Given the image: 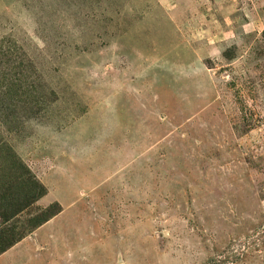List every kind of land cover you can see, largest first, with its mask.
Masks as SVG:
<instances>
[{"label": "rangeland", "instance_id": "374dc122", "mask_svg": "<svg viewBox=\"0 0 264 264\" xmlns=\"http://www.w3.org/2000/svg\"><path fill=\"white\" fill-rule=\"evenodd\" d=\"M0 191V264H264V0H0Z\"/></svg>", "mask_w": 264, "mask_h": 264}, {"label": "trees", "instance_id": "16d2710c", "mask_svg": "<svg viewBox=\"0 0 264 264\" xmlns=\"http://www.w3.org/2000/svg\"><path fill=\"white\" fill-rule=\"evenodd\" d=\"M8 189H10V188L8 187ZM0 193H2V192L0 191ZM1 195L6 197V194H1ZM21 205H23V204L19 202L18 205H16V206L14 205V206H13V209H11V210L6 209L7 212L2 213L1 215H3V217H4V219H5L6 221H8V218H6V216H14L15 213L23 207V206H21ZM55 211H56V209H55ZM55 211H54V212H55ZM12 242H13V241H12ZM12 242H11V244H9V245H6V246H4V247H1L0 250H1V251H2V250H5V249L7 248V246H11V245H12Z\"/></svg>", "mask_w": 264, "mask_h": 264}]
</instances>
